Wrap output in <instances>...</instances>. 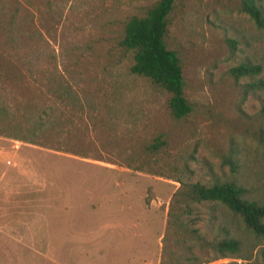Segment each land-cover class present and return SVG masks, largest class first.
<instances>
[{
  "label": "rangeland",
  "instance_id": "rangeland-1",
  "mask_svg": "<svg viewBox=\"0 0 264 264\" xmlns=\"http://www.w3.org/2000/svg\"><path fill=\"white\" fill-rule=\"evenodd\" d=\"M155 1L0 0V264H161L179 182L232 181L264 203V0L261 26L241 0L173 1L164 43L191 107L180 118L118 45ZM245 62L258 73L235 77ZM189 220L237 237L247 257L201 264H264V238L224 206L195 204Z\"/></svg>",
  "mask_w": 264,
  "mask_h": 264
},
{
  "label": "trees",
  "instance_id": "trees-1",
  "mask_svg": "<svg viewBox=\"0 0 264 264\" xmlns=\"http://www.w3.org/2000/svg\"><path fill=\"white\" fill-rule=\"evenodd\" d=\"M174 0H156L142 15H131L123 23V30L118 45L131 53V73L147 78L152 84L165 90L169 96L166 100L169 114L173 118L186 115L191 107L183 94V77L176 52L166 47L167 15ZM240 9L251 18L256 26L263 22V12L255 0H241ZM228 44L234 47V41ZM259 65L239 63L230 69L236 76L254 75ZM45 85L50 88V71ZM63 92L67 88H61ZM7 112L0 106V115ZM264 122V106L260 108ZM33 123L35 130L45 128L44 122L36 116ZM257 139L264 144V128L257 131ZM162 144L156 138L149 145L155 150ZM229 169L236 167V158L230 154L222 159ZM216 203L224 206L236 215L243 226L256 236L264 238V203L244 196V189L232 181H215L209 184L198 181L179 182L170 196L165 231L171 245L162 247L161 264H201L213 259L233 256L247 259L243 254V245L235 236H223L218 239L206 238L196 227L191 226L189 216L195 204ZM170 237V238H169ZM171 247V248H170ZM199 253H204L201 257ZM264 261V248L257 252ZM238 264H256L239 262Z\"/></svg>",
  "mask_w": 264,
  "mask_h": 264
}]
</instances>
